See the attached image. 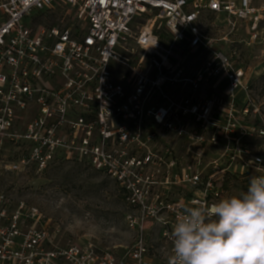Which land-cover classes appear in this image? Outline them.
<instances>
[{
  "label": "built area",
  "instance_id": "2783aa9c",
  "mask_svg": "<svg viewBox=\"0 0 264 264\" xmlns=\"http://www.w3.org/2000/svg\"><path fill=\"white\" fill-rule=\"evenodd\" d=\"M59 8L62 18L39 22ZM205 11L253 34L263 20L253 0H0V167L37 176L85 162L122 191L135 233L126 263L0 191V264H149L150 243H170L182 206L223 198L229 176L264 164V121L249 124L250 104L236 107L245 72L214 50ZM184 42L210 54L189 77ZM218 77L229 82L227 109L196 95ZM208 147L222 155L208 160ZM148 227L161 234L148 238Z\"/></svg>",
  "mask_w": 264,
  "mask_h": 264
},
{
  "label": "rangeland",
  "instance_id": "374dc122",
  "mask_svg": "<svg viewBox=\"0 0 264 264\" xmlns=\"http://www.w3.org/2000/svg\"><path fill=\"white\" fill-rule=\"evenodd\" d=\"M256 8L263 14L258 31L253 34L247 22H235L230 25L226 14H214L205 11L200 26L210 39L214 50L229 56L235 68L245 72L247 92L236 94L235 105L238 109L250 104L252 111L245 118L249 124H261L264 121V0H253ZM67 9L59 8L37 15L39 22H56ZM32 15H36L33 12ZM162 39L171 41L165 33ZM186 42L177 49L178 56L184 62L186 75L192 76L209 57L203 48L192 50ZM229 82L221 77L203 83L197 96L203 100L213 99L218 109H227L231 98L228 95ZM189 94L190 89H187ZM254 106V107H253ZM255 113V111H257ZM186 146L175 147V151ZM183 154V153H182ZM222 155L221 147H208V160ZM249 178L229 176L225 183L223 197L246 190ZM0 191L12 192V200L17 203L24 200L28 206H35L43 214L48 224H60L64 237L80 245L94 243L98 252H108L120 260L127 259L135 244V233L129 228L127 216L131 213L119 187L104 173L98 172L79 161H58L37 175L7 172L0 167ZM148 238H156L161 229L148 227ZM170 243H150L147 262L149 264H168Z\"/></svg>",
  "mask_w": 264,
  "mask_h": 264
},
{
  "label": "clouds",
  "instance_id": "9594fccd",
  "mask_svg": "<svg viewBox=\"0 0 264 264\" xmlns=\"http://www.w3.org/2000/svg\"><path fill=\"white\" fill-rule=\"evenodd\" d=\"M169 240L168 264H264V164L246 190L182 206Z\"/></svg>",
  "mask_w": 264,
  "mask_h": 264
}]
</instances>
